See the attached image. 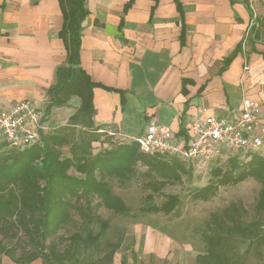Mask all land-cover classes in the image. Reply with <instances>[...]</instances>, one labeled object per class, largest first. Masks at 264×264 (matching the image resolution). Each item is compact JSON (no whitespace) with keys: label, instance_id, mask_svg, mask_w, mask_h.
I'll return each instance as SVG.
<instances>
[{"label":"crops","instance_id":"crops-1","mask_svg":"<svg viewBox=\"0 0 264 264\" xmlns=\"http://www.w3.org/2000/svg\"><path fill=\"white\" fill-rule=\"evenodd\" d=\"M87 9L80 66L98 85L95 127L132 142L155 125L185 146L196 117L234 120L255 105L264 121V0H87ZM64 23L60 0H0V110L34 99L51 131L47 92L67 64ZM140 231L149 257L197 262L162 231Z\"/></svg>","mask_w":264,"mask_h":264},{"label":"trees","instance_id":"trees-1","mask_svg":"<svg viewBox=\"0 0 264 264\" xmlns=\"http://www.w3.org/2000/svg\"><path fill=\"white\" fill-rule=\"evenodd\" d=\"M60 1L65 23L58 36L66 43L68 59L65 66L58 67L57 83L47 92L48 111L67 106L75 97L81 106L66 126L44 133L40 144L18 148L0 143V264L5 257L15 264L38 260L44 264H79V248L98 245L109 228L99 211L106 209L123 216L131 212L114 193L113 182L126 186L144 177L148 179L145 186L157 193L187 173L180 159L146 154L136 141L127 142L95 127L93 90L98 85L80 66L83 23L89 15L87 0ZM101 138L108 146L95 152L94 145ZM66 147L69 156L63 152ZM231 162L226 171L214 170L215 180L196 190L193 199L207 202L221 187L236 186L251 178L262 188L251 219L238 202L210 214L200 231L205 250L197 256L198 264H248L253 252L258 259L264 258V147L246 164ZM140 167L147 170L140 173ZM152 197L149 195L148 205L140 208L142 214L168 215L180 202L170 196L155 205L149 202ZM78 216L83 220L81 225ZM71 226L81 230L73 232L68 238L70 244L62 249L54 238ZM96 226L101 228L97 233ZM237 237L246 243L240 252L234 249ZM120 246L121 240L108 242L101 256L88 264H113Z\"/></svg>","mask_w":264,"mask_h":264},{"label":"rangeland","instance_id":"rangeland-1","mask_svg":"<svg viewBox=\"0 0 264 264\" xmlns=\"http://www.w3.org/2000/svg\"><path fill=\"white\" fill-rule=\"evenodd\" d=\"M78 109L77 103L68 105L67 108L53 109L50 115V124L53 126L52 131L59 127L62 128L66 126L70 116L75 114ZM79 129H81V127H79ZM104 139L105 138H101L100 142L94 145L95 152L108 146L107 143L104 144ZM63 152L68 156L70 154L68 147L64 148ZM255 154L257 153H251L245 156L238 154L231 155L228 158L214 159L205 164H193L183 161L186 164L187 173L182 175L180 181H173L157 193H153L151 189L145 186V180L148 179L144 177H138L126 186H118L117 182H113L114 193L125 202L131 212L129 215L123 216L114 214L106 209H101L99 214L102 216L103 220L109 222V228L99 240L98 245L85 248L83 244L79 248L80 259L78 263L88 264L96 260L101 256L103 251L107 249L108 242L121 240L120 250L116 254V258L127 259L129 264H165L163 260H159L155 256L149 257L148 254L143 252L144 236L143 231L140 230H145L147 228H152L155 231H162V233L166 234V236L171 238L174 242H177L182 248L191 249L192 256L194 255L197 257L205 250L200 231L204 229L203 226L210 214L222 210L231 203L238 202L244 205L249 211L248 218L251 219L262 186L259 182L251 178L236 186L221 187L216 196L207 202L193 199L192 194L199 188L207 186L211 180H215L214 170H228L231 168L232 160H236L239 164H246ZM138 170L142 173L147 169L145 167H140ZM72 174L76 173L72 172ZM151 194L154 196L149 200L151 204L161 205L170 196H176L180 202L176 205V209L168 215L162 213L144 215L141 213L140 208L148 205L147 197ZM76 219L79 220V225H81L83 220L79 216L76 217ZM76 230H81V227H79V229H74V227L71 226L60 232V234L54 238V241L59 244L60 248L64 249L70 244L68 238ZM94 230L95 233H97L101 228L100 226H96ZM234 245V249H238L237 252L243 251L246 248L245 241L238 237L235 238ZM20 252L21 250H19L18 254H20ZM182 252L181 250H175V253L170 255L172 262L181 260L180 253ZM3 264L15 263L5 257ZM32 264L44 263L38 260ZM195 264L198 263L196 262ZM248 264H264V258L261 260L258 259L253 252V254H250Z\"/></svg>","mask_w":264,"mask_h":264},{"label":"built area","instance_id":"built-area-1","mask_svg":"<svg viewBox=\"0 0 264 264\" xmlns=\"http://www.w3.org/2000/svg\"><path fill=\"white\" fill-rule=\"evenodd\" d=\"M50 129L34 99L15 102L0 110V143L18 148L30 147L40 144L43 134ZM190 132L188 143L179 146L170 129L152 125L136 142L146 154L193 164H205L237 154L245 156L264 147V121L255 105H244L234 120L196 117L190 122Z\"/></svg>","mask_w":264,"mask_h":264}]
</instances>
